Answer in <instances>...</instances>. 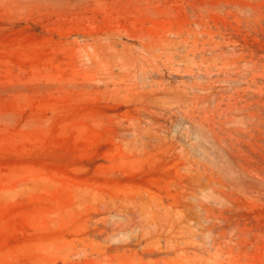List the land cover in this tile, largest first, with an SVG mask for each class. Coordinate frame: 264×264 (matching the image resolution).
I'll return each mask as SVG.
<instances>
[{"label":"rangeland","instance_id":"374dc122","mask_svg":"<svg viewBox=\"0 0 264 264\" xmlns=\"http://www.w3.org/2000/svg\"><path fill=\"white\" fill-rule=\"evenodd\" d=\"M0 264H264V0H0Z\"/></svg>","mask_w":264,"mask_h":264}]
</instances>
